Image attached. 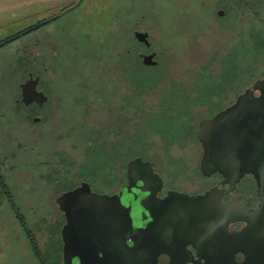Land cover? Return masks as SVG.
<instances>
[{"label":"flooded vegetation","instance_id":"obj_1","mask_svg":"<svg viewBox=\"0 0 264 264\" xmlns=\"http://www.w3.org/2000/svg\"><path fill=\"white\" fill-rule=\"evenodd\" d=\"M83 1L64 0L51 15L14 34L49 27L77 10L76 16L87 18L97 4ZM196 1L204 12L196 20L207 38L223 37L208 60L187 64L200 51L187 56L161 46L152 25L119 15L112 18L108 44L85 32L84 47L75 45L68 58L61 54V36L55 37L44 49L42 67L29 71L15 94L0 99V212H12L41 264L66 263L67 226H126L128 209L133 226L154 240L159 264H220L230 257L264 264V190L258 175L229 179L220 171L205 173V145L198 135L203 120L235 105L264 77V52L256 49L264 42V0L188 5ZM192 17L185 18L190 25ZM171 57L185 61L184 75L170 77ZM244 67L251 71L245 78ZM132 149L138 152L132 155ZM136 158L144 162L136 169L137 181L130 165ZM83 185L120 197L122 222H111L110 214L101 222L99 213L92 225L75 224L93 201L83 200L88 192L66 195ZM175 192L191 197L187 207ZM227 206L234 218L229 224ZM22 209L34 229L27 228ZM244 213H255L252 222ZM248 240L252 254L243 246ZM80 260L72 258L73 264Z\"/></svg>","mask_w":264,"mask_h":264},{"label":"rangeland","instance_id":"obj_2","mask_svg":"<svg viewBox=\"0 0 264 264\" xmlns=\"http://www.w3.org/2000/svg\"><path fill=\"white\" fill-rule=\"evenodd\" d=\"M62 1L64 0H0V40L51 15V8ZM86 1L88 0H84L82 5ZM92 1L97 7L94 11H91L92 8L88 10L87 18L83 15L76 16L80 11L77 10L64 15L60 21L49 27L37 29L0 47V99L15 94L28 72H37L42 67L45 62L44 49L48 43H55V37L61 36L64 42L61 54L66 58L75 45L84 47L85 32L93 33L97 40L95 42L108 44L112 39L109 26L115 16L120 15V20L129 19L131 23L137 20L146 21L158 32L159 38L162 39L161 46L172 47L173 51L182 50L180 54L192 56L194 52L200 51L192 61L188 59L187 64L208 60L212 50L219 49L223 40L219 33L207 38V33L196 20L204 14L203 7L199 6L197 1L192 4V8L188 5L189 0ZM190 14L194 16L191 25L185 19ZM204 33L205 35L200 37ZM203 48H206L205 51ZM173 57L170 59V77H180L184 75L183 69L187 64H184L185 61L181 57L175 61ZM62 62L67 65L66 61ZM175 70H178L179 74L178 71L175 73ZM18 202H21L20 198ZM22 211L27 220V228L34 229V226H30L33 224L30 215L24 209ZM7 226H11L14 231H10ZM0 264H41L30 249L21 226L8 209L0 212Z\"/></svg>","mask_w":264,"mask_h":264},{"label":"water","instance_id":"obj_3","mask_svg":"<svg viewBox=\"0 0 264 264\" xmlns=\"http://www.w3.org/2000/svg\"><path fill=\"white\" fill-rule=\"evenodd\" d=\"M151 57H147V63ZM25 88V87H24ZM258 91V95H256ZM23 93L27 91L24 89ZM205 145V153L202 159V169L205 173L220 171L227 178H240L246 173H256L260 179L261 191L264 190V77L255 82L252 88L242 93L238 102L225 111L218 113L212 119H205L201 123L198 133ZM144 162L141 158L133 159L130 163L131 171L138 169ZM132 173L137 181L139 177ZM263 189V190H262ZM81 192H88V198L93 205L84 208L81 217L77 216L74 223L92 225L97 220L93 215L101 213L102 221H107L104 216L114 215L116 224L120 221L123 204L120 197H110L93 193L90 187L83 185L67 193L66 196H75ZM212 193V192H211ZM173 196L181 201L183 208L189 205L191 197L175 192ZM84 206V205H83ZM112 206L114 209H112ZM96 209L97 212L94 213ZM253 214L244 213L245 219L252 222ZM122 218V217H121ZM234 218L229 215L227 206L226 223ZM72 222V220H71ZM126 226H67L70 238L66 241V263L73 264L72 258L78 255L79 264H159L158 252L152 237L146 235L141 228L133 226L130 210L126 211L124 222ZM253 227H249L250 232ZM130 241L132 244H129ZM230 246L235 245V237L228 240ZM252 254V242H243ZM77 247V253L74 249ZM220 264H256L248 260L237 262L230 257Z\"/></svg>","mask_w":264,"mask_h":264},{"label":"trees","instance_id":"obj_4","mask_svg":"<svg viewBox=\"0 0 264 264\" xmlns=\"http://www.w3.org/2000/svg\"><path fill=\"white\" fill-rule=\"evenodd\" d=\"M37 28V27H36ZM36 28H33V29H30V30H28L27 32H24V33H17V34H14V35H12V36H9V37H6V38H4V39H2V40H0V47L1 46H3V45H5V44H7V43H10V42H12V41H14V40H16V39H18L19 37H21V35H25L26 33H28L29 31H33L34 29H36ZM258 46H257V54H262L263 52H264V42H262V41H259L258 42V44H257ZM243 75H244V78H245V75L246 74H249L250 75V73H251V71L249 70V69H247V68H243ZM132 155H134V154H136L138 151H136V150H134V149H132Z\"/></svg>","mask_w":264,"mask_h":264}]
</instances>
